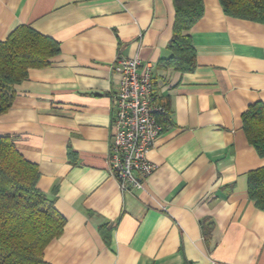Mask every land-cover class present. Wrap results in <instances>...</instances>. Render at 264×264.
Here are the masks:
<instances>
[{
	"label": "crops",
	"instance_id": "0c3cea01",
	"mask_svg": "<svg viewBox=\"0 0 264 264\" xmlns=\"http://www.w3.org/2000/svg\"><path fill=\"white\" fill-rule=\"evenodd\" d=\"M204 5L190 32L198 66L183 74L158 67L172 56L174 0H0V41L29 25L60 46L0 116V136L38 166V188L67 221L47 262L264 264V211L248 194L264 157L242 122L264 103V25ZM135 57L170 114L148 154L156 171L124 193L109 165L113 96L118 58Z\"/></svg>",
	"mask_w": 264,
	"mask_h": 264
},
{
	"label": "trees",
	"instance_id": "16d2710c",
	"mask_svg": "<svg viewBox=\"0 0 264 264\" xmlns=\"http://www.w3.org/2000/svg\"><path fill=\"white\" fill-rule=\"evenodd\" d=\"M219 1L228 17L264 25V0ZM174 6L172 56L158 67L192 73L198 65L190 32L205 15L204 0H174ZM59 53L58 42L29 25L0 41V116L10 110L14 88L28 78L29 70L50 66ZM162 105L166 112L159 120L164 122L170 106ZM242 122L249 144L264 157V103L251 105ZM39 178L38 166L24 158L10 137L0 136V264H51L45 260V250L63 235L67 221L38 188ZM248 194L264 211V167L249 173ZM204 228L207 235L213 225Z\"/></svg>",
	"mask_w": 264,
	"mask_h": 264
},
{
	"label": "built area",
	"instance_id": "2783aa9c",
	"mask_svg": "<svg viewBox=\"0 0 264 264\" xmlns=\"http://www.w3.org/2000/svg\"><path fill=\"white\" fill-rule=\"evenodd\" d=\"M120 85L113 96L112 144L109 165L122 192L144 189L157 169L148 157L163 132L151 67L141 69L138 58H118ZM212 264H220L213 262Z\"/></svg>",
	"mask_w": 264,
	"mask_h": 264
}]
</instances>
